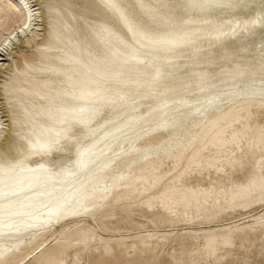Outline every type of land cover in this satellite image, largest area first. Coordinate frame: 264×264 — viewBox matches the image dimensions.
I'll list each match as a JSON object with an SVG mask.
<instances>
[{"label": "snow or ice", "instance_id": "obj_1", "mask_svg": "<svg viewBox=\"0 0 264 264\" xmlns=\"http://www.w3.org/2000/svg\"><path fill=\"white\" fill-rule=\"evenodd\" d=\"M37 6L40 12L34 10ZM221 6L225 5L219 0H188L182 5L193 11ZM226 6L244 7L246 4L236 0ZM99 7L111 12L109 23L112 26H90L102 47L95 53L88 52V63L78 55L63 61L83 69L78 76L75 68L70 70L71 75L65 73L71 90L58 91L54 96L35 93L41 101H46L43 105L33 103L29 108L19 104L14 123L22 127L29 125L26 133H16L25 147L11 139L0 144V264H65L66 250L73 246L80 249L75 264H82L81 255L90 253H99L102 258H89L86 264H131L115 259L118 253L103 241L102 247L94 249L92 242L96 236L92 229L80 231L74 238V245L63 241L53 248L48 236L55 226L71 218L98 222L112 210L113 201L124 199L121 193L125 190L129 192L131 202L136 185L141 183L145 186L144 192L152 194L147 206L151 208L155 203L174 218L180 215L178 209L181 206L188 207L193 202L199 206L201 197L207 204L214 193L186 188L187 173L192 167L201 166L197 161L201 159L202 151L208 148L222 150L228 145L243 151L245 139L242 131H236L240 120L229 123L227 114L213 120L208 116H216L240 98L258 97L264 107V63L258 83L256 72L248 68L241 70L239 64L230 72L221 68L223 74L232 75L240 83H234L231 90L220 92L207 89L204 85L209 76L200 73L197 87L202 98L190 102L185 98L188 85L177 81L171 69L176 67L177 54L182 53L191 41L187 33L171 23L170 14L162 11L167 6L154 8L144 0H137L140 9L137 12L120 0H100ZM22 8L21 18L0 36V68L5 71L17 54L24 55L21 48L40 39L34 30L35 18L45 8L50 17L56 11L52 0L38 4L26 0ZM260 9L254 19L230 24L229 32L223 31V25H220L216 39L229 34L235 36L238 31L248 32L257 25L264 29V0H260ZM48 28L51 30L47 37L49 44L52 40L59 41L61 37L51 22ZM16 45L19 47H14ZM50 50L51 47L36 50L42 54L40 62L44 60L43 53ZM28 51L29 48H25V52ZM236 55L238 53L227 50L221 54L223 59ZM41 70L56 71L51 68ZM10 84L11 81H6L3 85L6 94ZM141 93L156 101L157 107L151 108L146 115L129 118L127 108L130 107L132 112L139 111L135 107L136 100L132 99L129 105V98ZM197 117L201 118V124L193 126L211 125L208 128L211 135L202 142L203 148L199 150L196 149L198 134L192 135L188 131ZM160 136H167L168 140L160 141ZM138 144L146 146L138 147ZM165 144L169 147L164 148ZM248 147L261 150V179L259 182L252 179L246 186L234 189L232 200L264 203V128L260 129L258 139L249 141ZM73 149L74 159L71 158ZM189 151L192 154L187 156ZM158 152H165L169 159L172 152H180L176 157L178 163L164 175L160 174V164L144 168ZM57 153L65 156L53 159ZM33 157H39L43 162H36ZM132 157L135 159L129 163ZM183 159L188 160V167L179 172L183 166L179 161ZM133 165L141 167V175L128 183L133 179ZM123 169H127V174ZM183 215L187 218L188 214L185 211ZM22 246L29 247L21 257ZM218 247L217 237L209 234L203 251L216 256ZM217 264L222 262L217 261Z\"/></svg>", "mask_w": 264, "mask_h": 264}, {"label": "bare ground", "instance_id": "obj_2", "mask_svg": "<svg viewBox=\"0 0 264 264\" xmlns=\"http://www.w3.org/2000/svg\"><path fill=\"white\" fill-rule=\"evenodd\" d=\"M25 2L26 0H0V36H3V34L9 28H11L13 22L21 18L23 11L22 5ZM39 2H43V0H32V3L35 4H38ZM52 2L56 5V11L51 14V17L49 16V10L45 8L44 11L34 20V30L37 36L40 37L39 40L33 41L31 44V47L35 49V55L32 57L25 55L26 52L23 47L21 48V52L24 53V55L21 56L17 54L14 58L22 60L25 66L20 68L16 63L15 69H12L13 65L11 63L7 71L0 68V126H2L0 127V144H5L11 139L17 141L21 147H25L24 141L20 140V137L17 136L16 133H26L28 131L29 125H24L22 127L20 124L14 123V120L19 114L18 105L24 104L25 107L31 108L33 103L37 105L46 104V101H41L37 96L34 95L35 93H39L40 96H44L45 94L54 96L58 91L71 90L65 73L71 75L72 73L70 70L75 68L78 76L79 73L83 71V69L78 65L65 64L63 61L69 56L78 55L80 59L84 60L85 63H88V52L95 53L98 48L102 47V45L97 42L92 31L90 30V26L101 24H108L109 26H112L109 23L112 19V14L102 7H99L100 0H52ZM120 2L128 6H131L132 4L137 12L140 11V9L137 7V0H120ZM234 2H236V0H219V3L225 6L214 7L204 11H193L192 9L182 7V5L188 3V0H144L145 4H149L154 8L161 5H166L167 8L163 9L162 11L170 14L172 17L171 23L188 34V38L191 43L183 49L182 53L177 54L176 67L171 69V71L174 73V78L177 81H183L188 85V95H186L185 98H189L190 102L194 101L195 99L202 98L197 87L199 84V74L202 72L207 73L209 76V79L204 86L210 91L220 92L231 90L234 83H240L239 79H233L232 75H225L221 71V68H223L225 71L230 72L232 69L236 68L237 64L240 65L241 70L248 68L252 71H255L257 74L258 83L259 71L262 63H264V29L257 25L256 27L251 28V30L248 32L240 33L238 31L235 36L229 34L222 37L220 40L216 39L217 28L220 25H223V31L229 32L230 24L235 25L237 21L243 22L245 20L254 19L261 12L260 0H241L242 3L246 4L244 7L226 6L229 3ZM34 10L36 12H40V8L38 6L35 7ZM99 12L102 13L101 17L97 15ZM50 22L55 26L61 37L59 41L52 40L51 44H49L47 39L49 32L51 31L48 28ZM14 47L19 46L16 45ZM46 47H51V50L43 53L44 60L43 62H40L42 54L36 50ZM225 50L228 52H236L238 55L230 56L228 59H223L221 54ZM209 59H211V62H209ZM26 65L30 67H26ZM49 68L55 69L56 71L49 72L46 70H41ZM15 70L17 72H15ZM10 72H12L13 75L8 80L11 81V84L9 92L6 94L3 89V85L6 81L2 82V77H4V74L10 75ZM20 75L24 77V80L20 78ZM77 76H74V79H76ZM245 79H247V74ZM132 99L136 100L135 107L139 109V111L132 112L130 107L127 108L126 111L129 113V118L131 116L146 115V113L151 108L157 107V102L150 97H147L146 93H141L139 96H130L128 101L129 105H131ZM253 107L264 108L261 107L258 97L255 99L240 98L236 99L230 108H224L223 111L217 113L216 116H208L209 120H213L219 116H224L227 114L226 118L229 123L236 119L240 120V126L236 129V131H242L245 136L243 141V151L228 145V148L226 149L221 150L208 148L201 152V159L197 161V163L201 166L198 167L196 181L200 183L204 182L207 187L199 186V189H195L191 186V188L193 190H210V188H212L211 191L214 193V195L209 199L207 204L203 202L204 198L201 197V203L199 206H197L195 202H193L188 207L182 206L181 211L178 210L180 213L179 217L184 216L183 213L186 211L188 214L187 218H189L188 221H193L195 217L209 219L212 213H219L223 211L229 212L231 210H236L241 205L247 206L256 203L253 202V200L238 199L233 201L232 190V193H229V195H226L224 191V194L219 196L221 191H219V189L213 185L215 183L212 181L210 182V170H213L215 176L221 178L225 174L224 172L226 170H236L240 164V160H242V157L246 155L251 156V158L248 159H253L251 168L253 176H251L252 174L249 175L252 177L250 180L255 179L257 182L260 181V161L262 155L261 150L251 149L248 147L249 141L258 139L260 131V128L258 127L255 128V132L252 131L253 126L251 119L256 113L253 112ZM257 113L264 114V110L258 111ZM100 122L103 123V121ZM195 124H201V118L197 117L193 123L189 125L188 129L192 135L198 134L196 149L199 150L203 148L202 142L211 135L208 133V128L211 127V125H202L201 128H197L193 126ZM261 127H264V125ZM158 140L165 141L168 140V137L160 136L158 137ZM137 146L145 147L146 145L138 144ZM125 147H128V145H125ZM163 147L168 148L169 145L165 144ZM172 147L174 148L175 145L173 144ZM232 153H235V155ZM191 154V151L186 153L187 156H190ZM179 155L180 152H172V158L169 159V156L166 155L165 152H158L155 158L150 159L149 163L144 165V168H149L153 164H160V174L164 175L170 172L172 167L178 163L176 157ZM64 156V153H57L54 154L52 158L59 160ZM71 158H75L74 149ZM132 159H135V157L130 158L129 163H131ZM33 160L36 162H43L39 157H33ZM179 162L182 163L183 166L180 167L178 171L183 172L185 168L188 167V160L183 159ZM32 166H35V164H32ZM123 170L127 174V169ZM131 172L134 174L133 179H130L128 183H133L135 177L141 175V167L139 165H133ZM215 181L217 180L215 179ZM239 183L241 185V182ZM144 187L145 186L142 183L136 185L135 192L139 195V199H149L150 195H152L150 193L144 192ZM213 189H216L215 192ZM122 194L128 195L129 192L125 190L121 193V196ZM221 198L224 199V203H222ZM216 201H219V203H216ZM115 202L117 201H113V204ZM193 213H195L196 216H194ZM247 214L248 215L239 219L222 223H219V221L215 220H209L207 222L198 221V223H187L188 225H195L199 227L189 226L186 228L183 227L182 229L178 228V230H172L174 232L166 233L162 236L167 237L168 234L187 235L186 237H188V240L192 243V245H194V247L198 246L196 249H204L209 234L215 235L217 237L219 247L222 245H232L234 243V236L241 237L240 232L247 226H254L258 223L264 224V222H262L264 221V210L255 214H251V212ZM70 221L73 222L70 223ZM89 225L88 219L81 220L79 218H71L68 222H61V224L55 226L51 230V235L48 236V241L51 246L56 241V244H58V242L69 241L74 245V239L72 238L74 235V230L76 232L87 231V227ZM98 227L101 231H104L99 224ZM212 227L220 228L210 230ZM158 232L160 231L145 230V232L138 231L135 233L137 235L145 233V236L153 237L156 236ZM137 235L134 236L136 237ZM53 237H55L54 240ZM158 237H161V235ZM145 242L146 241L144 239H141V243ZM158 242L159 241H156L157 244ZM138 243L139 242H137L136 239H132L130 248L132 250L128 253L133 252L138 247ZM27 247L29 246H22L20 253L21 257L25 254ZM74 247L75 246L66 250L64 260L70 256V254L67 252ZM219 247L217 251L219 250Z\"/></svg>", "mask_w": 264, "mask_h": 264}, {"label": "rangeland", "instance_id": "obj_3", "mask_svg": "<svg viewBox=\"0 0 264 264\" xmlns=\"http://www.w3.org/2000/svg\"><path fill=\"white\" fill-rule=\"evenodd\" d=\"M130 7L134 9L132 4ZM101 14L102 13L99 12L97 15L101 17ZM25 48H29L28 53L26 52L25 55L31 57L35 55V49H33L31 46L25 45L24 49ZM19 60L20 59L18 58H13L12 69H15L16 63L20 68L25 66L23 64L24 62L22 60ZM15 72L17 71L15 70ZM12 75V72H10V75L4 74V77H2V82L8 81L12 77ZM20 78L24 80V77L21 75ZM252 109L254 113L256 112L251 119V123L253 126L252 131L255 132L256 127L260 129L264 128L261 127L262 125H264V114L261 113V115L257 113L258 111L264 110V108L253 107ZM248 158H251V156H243L237 169H228V171L226 170L224 172L225 174L221 178L215 176L213 170H210V177L212 178V180L210 178V182L212 181L213 183H215L216 185H213L216 186L219 191H221L219 196L223 195L224 191L226 195H229V193H232L231 190L234 191V189L238 188L239 186L248 184V182L252 178L251 176H253L251 169L253 159ZM187 174H189L190 176L186 175L185 177V187L189 189H199V186L207 187L204 182L200 183L196 181V176L198 175V167H192ZM207 176L209 177L208 174ZM246 178L249 180H247ZM215 179L218 182L215 181ZM239 182H241V185ZM210 190H212V188H210ZM215 190L216 189H213L214 192ZM122 196L124 197V199H119V202H115L113 204L112 210L107 213L106 216L101 217L98 222H92L89 220L90 225L87 227V231L89 229H92L96 236L95 241L92 242V247L94 249L96 247H102L103 245L101 244V241H103L108 245V247L113 248V251L118 253V255L114 257L115 259L119 258L120 260L124 261L130 260L129 262H131V264H178L179 260V264H217V261H221L222 264H264L263 223H258L254 226H247L246 228H244L240 232L241 237L234 236V243L232 245L220 246L216 256H209L205 251H203V249H196L198 246L194 247V245H192V243L188 240V237H186L187 235L168 234L167 237L162 236L166 233L174 232L172 230H178V228L182 229L183 227L186 228L189 226L199 227L195 225H188L187 223H198V221L207 222L209 220H215L219 221V223H222L244 217L248 215L247 213L249 212H251V214L259 213L264 210V203H255L247 206L243 205L239 206L236 210H231L229 212L223 211L219 213H212L209 219H203V217H195L193 221H188L189 218H185L184 216H178L174 218L168 215L163 208L157 207L155 203H153V206L149 208L146 203L149 199H139V195L136 192L134 197L131 199V202H129L128 199L129 194H122ZM221 199L222 203H224V199ZM181 209L182 206L178 210L181 211ZM193 215L196 216L195 213H193ZM73 221H70V223H72ZM98 224L103 228L104 231H101L99 229ZM218 228L220 227H212L210 228V230H215ZM145 230H159L160 232H158L157 235L153 237L145 236V233H142L141 235H137L135 233L138 231L145 232ZM78 233L79 232H76L74 230V235L72 238L74 239L78 235ZM134 235L137 236L135 237ZM159 235H161V237H158ZM132 239H136L137 242H139L138 247L133 252L128 253L129 250H132L130 249ZM141 239H144L146 242L141 243ZM150 241H152L153 243ZM156 241H159L158 244L156 243ZM56 243L57 241L53 243L52 247L55 248L57 245ZM77 251H80V249L74 247L67 252L68 254H70V256L65 259V264H75ZM171 252H173L174 254ZM45 255H47V253H45ZM100 257L102 256L99 253H90L87 255L82 254L80 259L82 261V264H86L89 258L98 260V258L101 259Z\"/></svg>", "mask_w": 264, "mask_h": 264}]
</instances>
